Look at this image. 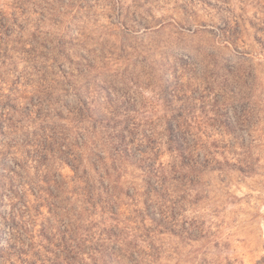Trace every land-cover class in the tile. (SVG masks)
Returning <instances> with one entry per match:
<instances>
[{
    "label": "clouds",
    "instance_id": "obj_1",
    "mask_svg": "<svg viewBox=\"0 0 264 264\" xmlns=\"http://www.w3.org/2000/svg\"><path fill=\"white\" fill-rule=\"evenodd\" d=\"M0 264H264V0H0Z\"/></svg>",
    "mask_w": 264,
    "mask_h": 264
}]
</instances>
